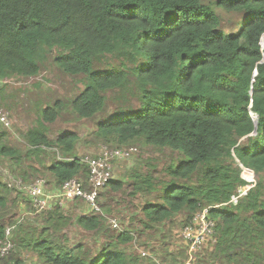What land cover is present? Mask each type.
Segmentation results:
<instances>
[{"label":"trees","instance_id":"obj_1","mask_svg":"<svg viewBox=\"0 0 264 264\" xmlns=\"http://www.w3.org/2000/svg\"><path fill=\"white\" fill-rule=\"evenodd\" d=\"M222 13L240 15L234 29L227 28ZM263 37L264 0H0V80L34 77L52 60L68 76L82 75L67 106L78 119L105 112L110 94L119 92L95 135L131 150L125 159L137 151L135 143L153 149L154 161L141 162L126 171L128 180L112 179L104 187L121 190L127 183L135 205L155 196L142 206L136 229L174 221L183 227L203 206H212L217 238L206 262L264 264ZM63 107L59 100L42 107L36 125L27 129L26 154L35 162L18 168L26 180L32 171L55 187L72 178L88 180L87 165L74 155L79 135L68 130L48 135V124ZM4 137L0 132V158L16 165L22 154ZM45 147L63 150L64 157H51ZM163 152L171 155L168 163L159 157ZM245 168L255 173L250 188ZM13 191L0 179V240L32 252L31 260L147 264L133 249L131 227L107 230L105 203L98 201V210L76 197L71 200L87 203V211L81 204L72 212L57 203L39 211L32 195L20 198L21 191ZM234 195L238 202L229 203ZM27 196L38 223H18L11 214L13 200L21 208ZM132 219L123 216L124 223ZM0 264L30 260L13 252L11 258L0 256Z\"/></svg>","mask_w":264,"mask_h":264},{"label":"rangeland","instance_id":"obj_2","mask_svg":"<svg viewBox=\"0 0 264 264\" xmlns=\"http://www.w3.org/2000/svg\"><path fill=\"white\" fill-rule=\"evenodd\" d=\"M222 14L227 23V28L234 29L237 26L234 22L240 20V15L235 13ZM81 77L82 75L76 76L75 78L68 76L51 60L46 66L42 67L39 74L34 77L14 75L7 79L0 80V110L5 113L9 121L5 122L0 119V132H5V141L14 146L23 157L22 161L16 165H13L11 160L7 161L5 158H0V179L8 183L10 188L15 190L13 192L21 191L20 198L23 197L24 194L29 195L27 187L33 184L38 178L46 180V192H55L54 181L47 178V176L41 175L37 177L36 174L39 173H34V171H32L29 179L26 180V177L19 174L20 170H18V168L22 167V169H27V166L35 162L33 158H30L26 154L28 150L27 129L36 125L37 118L40 117V109L46 105H52L56 100H59L63 104V110L65 109V111L56 122L48 124V135L52 138H56L58 134L64 130L75 131L79 135V140L76 144L74 155L81 159L87 156L88 159L86 160L88 164H90V162H97L98 157L96 156L101 153H103L104 156L108 155L109 160L117 159V157L110 154L112 151L110 149L116 147L98 139L95 135V131L97 129V123L103 117H107L109 112L116 106L119 92L110 94L107 110L105 112L99 113L90 119H78L67 106L69 105L68 100L72 99L79 92L76 83ZM2 141L4 142V140ZM133 146L137 147V151L135 149L134 155L131 158L116 160L112 163L113 176L115 179H123L126 181L130 178L126 171L132 170L133 167L139 165L141 162L154 161L156 156L151 155L153 149L150 147H143L139 143H135ZM117 148L125 147L117 146ZM46 149L50 151L51 157L54 156L59 160H62V157H64L63 150H56V147ZM163 153V155L159 154V157L165 159L168 163L171 159V155L165 152ZM101 162L105 163L102 158ZM46 166H48V161H45V164L40 167L43 172H46L44 169ZM243 172L242 176L246 178L249 177L247 172L252 173V171L247 169H244ZM156 175L157 183L160 184L158 178H164L163 172L156 173ZM253 178L254 179L251 180L252 182H254L256 177L253 176ZM78 179L80 180V178ZM81 183L86 189L89 187L88 180H81ZM104 189L105 193L98 201L101 205L105 203L107 209L110 211V215L108 216L109 224L111 225V220L113 219L118 221V226H107V230L120 231L131 227L130 230L134 231L132 233L134 237L132 244L133 249L138 252V254L146 257L147 264H208L206 259L210 260V253L208 252H212L210 250L214 243L206 240L196 251L190 250V247L182 237V231L185 225L182 227L180 222L174 221L172 223L164 222L159 225L156 224L157 226L155 225V227L150 230H144L140 225V228L136 229L139 223L138 220L143 216L141 215L142 206L148 202H153L155 199L154 195L146 199L142 198L140 201L137 200V204L135 205L133 199L130 197L132 188L127 183H125L121 190H113L109 188V186ZM247 191L248 188L243 190L241 195L247 193ZM30 198V196H27V199H21V208H18L16 200H13V205L15 207L11 210V214L14 215V219H16L18 223H38L34 218L38 212L37 210L40 211V209L37 208V210L35 209V211H33V208H30L32 205V199L30 200ZM238 200V195L233 198L234 202H238ZM141 202H144V204ZM55 203L61 205L63 208H70L69 210L72 212V208L79 204L82 205L81 208H84L85 211H87L86 207H89L84 201L59 198L51 202L47 210L52 209ZM121 214L122 216H120ZM125 215L132 216V221L124 223L123 216ZM8 226L11 225L8 224L6 230L9 229ZM119 226L120 228L118 229ZM24 230L26 231L28 228L25 227ZM55 234L62 243L60 233ZM79 237H82V235L80 234ZM216 238L217 237H215L213 241H215ZM174 249L176 253L173 251ZM13 252L14 256L19 260H30V264H41L40 261L36 259L31 260L29 258V254L32 252L26 250L19 251L16 245L13 247L10 255L5 258H11ZM212 262L213 264H221L219 259H214Z\"/></svg>","mask_w":264,"mask_h":264},{"label":"built area","instance_id":"obj_3","mask_svg":"<svg viewBox=\"0 0 264 264\" xmlns=\"http://www.w3.org/2000/svg\"><path fill=\"white\" fill-rule=\"evenodd\" d=\"M0 116L3 121L9 122L8 117L4 112L1 111ZM110 150H112L110 154L117 158H125L132 153L131 150L127 149ZM101 158L105 163L101 162ZM97 160V162H90V181L94 187L93 190L86 189L85 186L76 179L67 181L63 187V190L56 195H50L45 192L44 180L42 179H39L28 186L27 190L29 195L33 196V201L36 208L40 210L47 209L50 207L51 202L56 201L53 199L57 197L63 199L79 196L86 198L97 209H99L95 202L97 197V189L106 185L108 180L112 177V164L108 159V155L104 156V154H102L97 158ZM210 208L211 207L208 206L201 209L199 212L193 215L189 223L183 228L182 236L188 242L190 250L196 251V249L200 248L206 240L214 242L213 240L216 235V221L210 216ZM111 223L114 227L118 226V222L115 219L111 220ZM10 231V228L6 230V235H9ZM13 247L14 243L10 239L0 240V256L9 255Z\"/></svg>","mask_w":264,"mask_h":264},{"label":"clouds","instance_id":"obj_4","mask_svg":"<svg viewBox=\"0 0 264 264\" xmlns=\"http://www.w3.org/2000/svg\"><path fill=\"white\" fill-rule=\"evenodd\" d=\"M262 44L264 45V37H263V41H262ZM0 112H1V110H0ZM3 112V111H2ZM0 119H1V117H0ZM4 123V122H3ZM112 149H126V148H112ZM100 153V152H99ZM103 153H101V154H99V155H97L96 157H100L101 155H102ZM78 159H80V161L81 162H83V163H85L86 165H87V167H88V171H89V178H88V182H89V187H87V189L88 190H93L94 189V187H93V185L91 184V181H90V177H91V166H90V164H88V162H87V156H86V158H83V159H81V158H78ZM123 159H125V158H117L116 160H123ZM70 160H72V159H70ZM116 160H110V163L112 164L114 161H116ZM243 167V166H242ZM247 168H245V170H246ZM247 170H250V171H252V173L251 172H247L248 173V178H246V177H244V178H246V180H247V183H248V186H249V188L250 187H252V186H254V184H255V181L256 180H254V183L251 181V180H253L254 178H253V176L255 177V174H254V171L253 170H251V169H247ZM244 173V172H243ZM39 179H42V180H44V189H45V192H46V184H47V182H46V180L45 179H43V178H38L37 180H39ZM72 179H76V180H79L78 178H72ZM112 179H115L114 178V176H113V170H112V177L108 180V182L107 183H109L110 182V180H112ZM36 180V181H37ZM71 180V179H70ZM35 181V182H36ZM69 181V180H68ZM80 182H81V180H79ZM67 182V181H66ZM66 182L61 186V187H55L54 186V190H55V192H51V193H49V192H46L47 194H50V195H56L57 193H59L60 191H62L63 190V187L65 186V184H66ZM34 183V182H33ZM106 183V184H107ZM9 185V184H8ZM106 185H104L103 187H101V188H98L97 189V197H96V204H97V206L99 207V209L98 210H100V206H99V203H98V196H99V193H100V189H103L104 187H105ZM235 196H237V195H234V196H232V198H231V201L229 202V203H231V202H234L233 201V197H235ZM76 197H79V196H76ZM76 197H73V198H63V199H67V200H70V199H74V198H76ZM60 197H57V198H54L53 200H58ZM81 198V197H80ZM218 206V205H217ZM217 206H214V207H217ZM204 207H208V206H203V208ZM211 208H210V216L212 217V215H211V209L213 208L212 206H210ZM202 208V209H203ZM45 210V209H44ZM201 210V209H200ZM200 210H198L197 212H199ZM197 212H195L194 213V215L197 213ZM213 218V217H212ZM214 219V218H213ZM215 220V219H214ZM117 221V220H116ZM216 221V220H215ZM118 222V221H117ZM111 225H112V223H111ZM112 227H113V225H112ZM118 228H120V226L118 227ZM216 233H217V222H216ZM215 237H216V235H215ZM212 242V241H211ZM215 242V241H214ZM213 242V243H214ZM14 243V242H13ZM14 246H15V243H14ZM13 249V248H12ZM11 252H12V250H11ZM10 252V253H11ZM10 255V254H9ZM9 255H7V256H9ZM7 256H1V257H7Z\"/></svg>","mask_w":264,"mask_h":264},{"label":"water","instance_id":"obj_5","mask_svg":"<svg viewBox=\"0 0 264 264\" xmlns=\"http://www.w3.org/2000/svg\"><path fill=\"white\" fill-rule=\"evenodd\" d=\"M254 133H256V130L254 131Z\"/></svg>","mask_w":264,"mask_h":264}]
</instances>
